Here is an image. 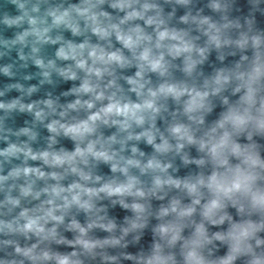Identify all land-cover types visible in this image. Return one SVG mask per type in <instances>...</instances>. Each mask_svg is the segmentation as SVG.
<instances>
[{
  "label": "clouds",
  "instance_id": "clouds-1",
  "mask_svg": "<svg viewBox=\"0 0 264 264\" xmlns=\"http://www.w3.org/2000/svg\"><path fill=\"white\" fill-rule=\"evenodd\" d=\"M0 264H264V0H0Z\"/></svg>",
  "mask_w": 264,
  "mask_h": 264
}]
</instances>
